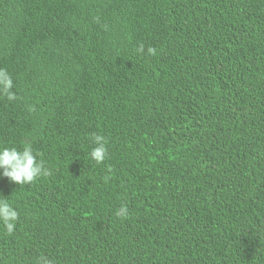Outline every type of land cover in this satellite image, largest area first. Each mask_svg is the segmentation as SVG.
<instances>
[{
	"label": "trees",
	"instance_id": "16d2710c",
	"mask_svg": "<svg viewBox=\"0 0 264 264\" xmlns=\"http://www.w3.org/2000/svg\"><path fill=\"white\" fill-rule=\"evenodd\" d=\"M70 1L0 0V70L16 96L0 93V147L30 146L49 173L15 200L0 176V199L18 212L12 233L0 222V264H264V182L224 176L205 205L184 195L201 185L186 169L209 134L258 128L246 119L264 109V0H125L119 14L124 0H107L109 43L122 42L106 54L91 49L103 26L66 22L80 14ZM96 56L107 80L91 76ZM224 58L251 72L225 78ZM194 96L204 115L184 128ZM97 129L117 136L102 163L90 155ZM120 172L133 177L115 200L108 184Z\"/></svg>",
	"mask_w": 264,
	"mask_h": 264
},
{
	"label": "clouds",
	"instance_id": "9594fccd",
	"mask_svg": "<svg viewBox=\"0 0 264 264\" xmlns=\"http://www.w3.org/2000/svg\"><path fill=\"white\" fill-rule=\"evenodd\" d=\"M183 0H180L179 5ZM187 2L190 0H186ZM125 0L121 3L118 14L124 6ZM70 4L79 6L80 14L70 16L66 11L65 20L68 24H83L92 26H103L105 28V19L108 17L110 10L107 0H71ZM111 11V10H110ZM146 16L148 11L145 10ZM80 18L76 20V17ZM113 15V21L120 28L118 16ZM149 17V16H148ZM121 31V29H120ZM123 39V35L121 32ZM103 41V44L98 50L96 42ZM88 42L73 44L68 52L76 51L82 44ZM91 49L97 53L106 54L110 46H119L122 42H115L111 45L108 40L106 28L97 34L96 39H92ZM22 47L27 51L24 44ZM138 51L143 52L141 46ZM28 52V51H27ZM226 64L221 67L224 70L225 78H230L231 75H237L240 69L250 71V69L237 61H232L224 58ZM105 57L96 56L90 61V73L92 77H100L105 80L109 78L111 72L105 66ZM251 72V71H250ZM13 80L5 70H0V93L5 94L8 100L16 98L12 92ZM106 105L111 99V84L104 98ZM192 111L197 114L192 116ZM222 114V106L212 107L210 110V120L213 121L216 117ZM204 115V107L200 99L194 96L189 107L181 113L178 122L186 128L199 123ZM246 120L257 124V129L248 128L245 123L242 124L240 133L232 135L225 132H214L206 137L203 157L194 165L186 169V175L192 180L198 181L201 185L198 187L184 186V195L192 200L199 199L202 205L218 199L215 192L207 186L217 184L218 180L224 176L231 174L251 173L255 177V181L264 182V109H261L256 115L248 117ZM90 126L85 121H82V128ZM99 135L93 137V143L96 145L91 150V157L97 163H102L106 157L107 149L105 147V138L112 144L116 140V135L104 130L97 129ZM121 151V149H120ZM91 160V159H89ZM43 164L39 162L33 153L30 146H25L22 149L15 147H0V176H3L4 181L10 185V198L15 200L20 196V185H31L40 179L41 175H48ZM133 175L127 172H120L108 184V189L111 195L115 198L124 193L130 184ZM91 185L90 178L84 179L82 189ZM127 213L125 207H121L118 216H124ZM18 220V212L5 199H0V222H3L9 233L14 231L16 221ZM257 221L264 224V210L259 214ZM40 264H48L41 258Z\"/></svg>",
	"mask_w": 264,
	"mask_h": 264
}]
</instances>
